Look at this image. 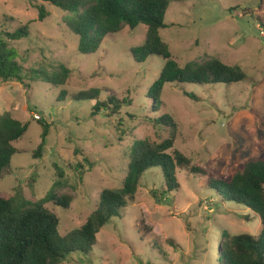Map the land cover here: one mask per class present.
<instances>
[{"label":"rangeland","instance_id":"rangeland-1","mask_svg":"<svg viewBox=\"0 0 264 264\" xmlns=\"http://www.w3.org/2000/svg\"><path fill=\"white\" fill-rule=\"evenodd\" d=\"M170 1L165 18L168 26L160 33L175 59L185 65L218 57L242 66L245 80L228 85L167 84L158 108L147 93L163 69V59L152 56L139 63L131 52L145 41L147 25L109 35L96 53L84 55L78 51L79 37L69 29L61 9L45 3L50 15L41 21L31 1L0 0V37L8 40L6 31L28 25V36L8 40L24 67L62 62L71 70L64 86L30 78L24 84L0 82V113L9 111L30 123L15 143L19 152L0 178L1 198L8 199L21 188L27 199H41L56 180V165L71 182L78 174L75 165L87 157L95 167L84 169L74 201L66 209L55 208L62 218L61 233H69L96 209L102 190L123 185L137 140L168 136L154 121L164 113L179 124L175 147L217 178L232 176L261 155L264 0ZM91 88L118 93L122 109L115 114L102 109L96 114L94 101L74 100L73 95ZM62 91L67 92L64 99L60 98ZM40 120L51 126L38 156ZM208 179L179 170V188L167 192L161 170H149L136 200L102 228L94 250L72 253L63 264H216L217 238L224 241V231L258 238L263 224L250 208L215 195Z\"/></svg>","mask_w":264,"mask_h":264},{"label":"trees","instance_id":"trees-1","mask_svg":"<svg viewBox=\"0 0 264 264\" xmlns=\"http://www.w3.org/2000/svg\"><path fill=\"white\" fill-rule=\"evenodd\" d=\"M29 1L38 10V19L41 21L50 15L45 3L64 11L69 29L79 37L78 51L84 55L96 53L109 35L127 27L134 29L140 24L147 25L145 41L134 46L131 52L139 63L146 62L152 56L163 59V69L147 93L158 108L162 105L161 95L167 84L228 85L247 77L242 66L225 63L218 57L193 60L185 65L179 63L160 33L168 26L165 18L170 0ZM4 35L8 40H20L29 35L28 25L6 31ZM8 40L0 37L1 83L24 84L30 78L33 82L42 81L55 87L67 84L71 70L66 64L56 62L49 67L27 69L17 60L18 52L9 45ZM66 93L62 91L60 98L64 99ZM105 93L107 97L103 99ZM184 94L197 98L192 92L184 91ZM73 98L75 101H94L92 106L96 114L102 109L118 113L123 104L118 93L100 88L80 91ZM154 121L157 122L158 130L168 131V136L159 140H137L131 148L128 173L123 185L102 190L98 205L86 222L65 235L61 233L62 218L55 208L66 209L74 201L78 181L84 178V169L87 166L95 167V163L87 157H84V162L75 165L78 174L71 182L63 168L56 165V180L41 199H27L21 188H16L14 195L8 199L0 197V264H63L72 253H91L97 244L99 232L136 200L143 177L152 169L161 170L167 192L179 188V170L207 175L209 189L215 195L227 202L246 206L258 214L263 224L258 238L247 233L231 236L226 231L222 233L224 241L221 237L217 238L216 264H264V150L257 159L246 162L232 176L217 178L195 165L191 158L175 147L179 124L171 114L164 113ZM39 122L42 133L36 153L38 156L44 151L51 126L48 122ZM29 125V122L16 118L12 112L0 113V178L10 167L13 156L19 152L15 143L23 138ZM50 204L54 207H50Z\"/></svg>","mask_w":264,"mask_h":264},{"label":"built area","instance_id":"built-area-1","mask_svg":"<svg viewBox=\"0 0 264 264\" xmlns=\"http://www.w3.org/2000/svg\"><path fill=\"white\" fill-rule=\"evenodd\" d=\"M36 118H37V119H40V116H39V115H36Z\"/></svg>","mask_w":264,"mask_h":264}]
</instances>
